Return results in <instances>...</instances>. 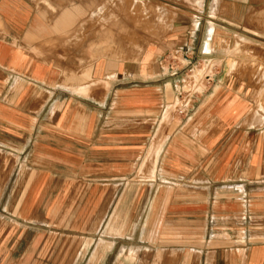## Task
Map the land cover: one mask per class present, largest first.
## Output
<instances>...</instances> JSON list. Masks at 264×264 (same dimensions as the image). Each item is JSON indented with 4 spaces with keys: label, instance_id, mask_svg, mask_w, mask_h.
<instances>
[{
    "label": "crops",
    "instance_id": "obj_1",
    "mask_svg": "<svg viewBox=\"0 0 264 264\" xmlns=\"http://www.w3.org/2000/svg\"><path fill=\"white\" fill-rule=\"evenodd\" d=\"M99 2L0 0V264H264L252 71L207 73L178 117L179 73L108 48Z\"/></svg>",
    "mask_w": 264,
    "mask_h": 264
},
{
    "label": "rangeland",
    "instance_id": "obj_2",
    "mask_svg": "<svg viewBox=\"0 0 264 264\" xmlns=\"http://www.w3.org/2000/svg\"><path fill=\"white\" fill-rule=\"evenodd\" d=\"M212 1L203 0L200 5L197 0H102L98 5L110 7L111 12L106 16L97 15L98 26L101 32L111 33L113 45L108 48L119 53L123 50V54L128 53L136 60L130 65L138 69L155 66L160 72L179 73L176 78L180 98L176 100L178 117H184L187 109L195 107L198 101L201 103V96L211 85L204 79L207 73H216L225 65L227 68L232 65L235 70H251L257 86L251 90L245 88L243 95L251 100L250 114L264 130V59H261L264 11L249 8L250 0H246L247 4H242L240 12L234 15L227 0H217L212 19L215 29L208 36L209 42L205 27L211 24L207 16L212 15ZM222 11H225V20H222ZM233 16L235 21L226 19ZM148 52L151 60L144 65L141 58ZM169 98L172 100L173 96ZM145 160L151 165V157ZM70 192L65 190V196ZM75 192L84 194L86 189Z\"/></svg>",
    "mask_w": 264,
    "mask_h": 264
},
{
    "label": "built area",
    "instance_id": "obj_3",
    "mask_svg": "<svg viewBox=\"0 0 264 264\" xmlns=\"http://www.w3.org/2000/svg\"><path fill=\"white\" fill-rule=\"evenodd\" d=\"M209 78V77H208ZM210 79V78H209Z\"/></svg>",
    "mask_w": 264,
    "mask_h": 264
}]
</instances>
